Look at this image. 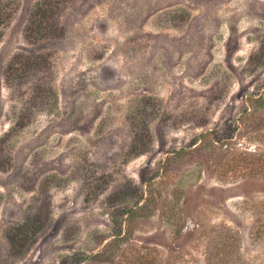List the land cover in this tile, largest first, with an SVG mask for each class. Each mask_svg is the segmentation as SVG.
Returning <instances> with one entry per match:
<instances>
[{"label": "rangeland", "instance_id": "obj_1", "mask_svg": "<svg viewBox=\"0 0 264 264\" xmlns=\"http://www.w3.org/2000/svg\"><path fill=\"white\" fill-rule=\"evenodd\" d=\"M48 1L0 0V264H264V0Z\"/></svg>", "mask_w": 264, "mask_h": 264}, {"label": "trees", "instance_id": "obj_2", "mask_svg": "<svg viewBox=\"0 0 264 264\" xmlns=\"http://www.w3.org/2000/svg\"><path fill=\"white\" fill-rule=\"evenodd\" d=\"M57 6L58 4L55 2L43 0V2L36 7L35 14L41 13V15L39 17L34 14V17L29 21V25L26 29V36L28 38H36L53 29V16L55 12H57L56 10L61 8Z\"/></svg>", "mask_w": 264, "mask_h": 264}]
</instances>
